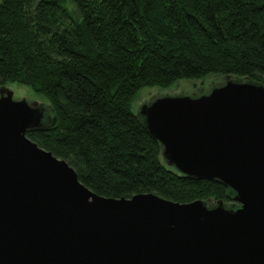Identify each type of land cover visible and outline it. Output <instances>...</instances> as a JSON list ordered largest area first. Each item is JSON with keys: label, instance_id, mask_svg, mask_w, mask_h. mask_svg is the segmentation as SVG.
I'll list each match as a JSON object with an SVG mask.
<instances>
[{"label": "water", "instance_id": "obj_1", "mask_svg": "<svg viewBox=\"0 0 264 264\" xmlns=\"http://www.w3.org/2000/svg\"><path fill=\"white\" fill-rule=\"evenodd\" d=\"M154 96L135 113L164 163L231 202L99 195L27 135L56 126L53 107L0 85V264H264V84Z\"/></svg>", "mask_w": 264, "mask_h": 264}, {"label": "trees", "instance_id": "obj_2", "mask_svg": "<svg viewBox=\"0 0 264 264\" xmlns=\"http://www.w3.org/2000/svg\"><path fill=\"white\" fill-rule=\"evenodd\" d=\"M213 74L264 84V0H0V85L50 101L56 126L27 135L99 195L231 202L167 166L134 110L145 87Z\"/></svg>", "mask_w": 264, "mask_h": 264}, {"label": "rangeland", "instance_id": "obj_3", "mask_svg": "<svg viewBox=\"0 0 264 264\" xmlns=\"http://www.w3.org/2000/svg\"><path fill=\"white\" fill-rule=\"evenodd\" d=\"M224 75H216L213 74L209 76L206 79H198V80H179L175 83H173L169 87H160V86H154V87H145L143 88L138 96L136 97L135 103H134V110L138 111V106L144 102H149L155 98L154 95L159 96L160 94H166V93H179V92H186L191 94L199 89H210V85L212 84H221L222 80H224ZM205 80V84L203 85L201 82ZM9 88H11L14 91L16 98H26L29 102H35L43 103L47 107H53V105L50 103V101L45 98L44 96L37 95L32 91L30 87L18 84L16 82L6 84ZM54 109V108H53ZM55 112V110H54ZM216 202L214 199H210L209 203Z\"/></svg>", "mask_w": 264, "mask_h": 264}]
</instances>
